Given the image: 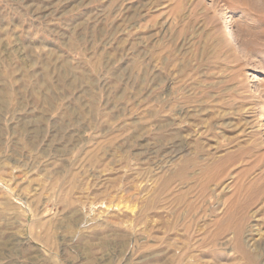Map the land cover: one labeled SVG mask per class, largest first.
<instances>
[{
	"label": "rangeland",
	"instance_id": "374dc122",
	"mask_svg": "<svg viewBox=\"0 0 264 264\" xmlns=\"http://www.w3.org/2000/svg\"><path fill=\"white\" fill-rule=\"evenodd\" d=\"M0 92V264H264V0H0Z\"/></svg>",
	"mask_w": 264,
	"mask_h": 264
},
{
	"label": "bare ground",
	"instance_id": "6f19581e",
	"mask_svg": "<svg viewBox=\"0 0 264 264\" xmlns=\"http://www.w3.org/2000/svg\"><path fill=\"white\" fill-rule=\"evenodd\" d=\"M227 29H228L227 32H228L229 35L234 34V27H233V25H232L231 22H228ZM0 93H1V92H0Z\"/></svg>",
	"mask_w": 264,
	"mask_h": 264
}]
</instances>
